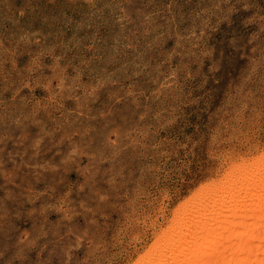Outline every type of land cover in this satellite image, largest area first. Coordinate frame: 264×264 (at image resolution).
<instances>
[{
	"label": "rangeland",
	"instance_id": "374dc122",
	"mask_svg": "<svg viewBox=\"0 0 264 264\" xmlns=\"http://www.w3.org/2000/svg\"><path fill=\"white\" fill-rule=\"evenodd\" d=\"M258 150L264 0H0V264H136Z\"/></svg>",
	"mask_w": 264,
	"mask_h": 264
},
{
	"label": "bare ground",
	"instance_id": "6f19581e",
	"mask_svg": "<svg viewBox=\"0 0 264 264\" xmlns=\"http://www.w3.org/2000/svg\"><path fill=\"white\" fill-rule=\"evenodd\" d=\"M246 158L179 206L136 264H264V150Z\"/></svg>",
	"mask_w": 264,
	"mask_h": 264
}]
</instances>
